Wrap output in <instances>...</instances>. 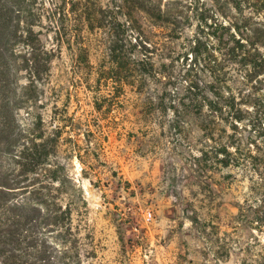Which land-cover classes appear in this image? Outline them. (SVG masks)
Here are the masks:
<instances>
[{
	"label": "rangeland",
	"instance_id": "1",
	"mask_svg": "<svg viewBox=\"0 0 264 264\" xmlns=\"http://www.w3.org/2000/svg\"><path fill=\"white\" fill-rule=\"evenodd\" d=\"M35 1L42 15L35 29L53 50L41 111L57 135L67 185L80 190L71 207L83 249L95 252L86 264H264V86L254 89L259 84L245 83L244 69L224 64L215 81L227 88L223 105L231 93L241 102V119L226 108L213 139L198 124L187 136L176 133L171 112L148 103L160 95L168 101L189 80L213 82L212 54L223 59L213 34L230 41L239 27L245 38L249 23L264 22V0H89L91 9L109 11L104 27L85 24L86 61L53 31L63 0ZM118 6L125 49L153 64V76L122 90L109 51ZM229 143L239 146V166L194 161L201 145Z\"/></svg>",
	"mask_w": 264,
	"mask_h": 264
},
{
	"label": "trees",
	"instance_id": "2",
	"mask_svg": "<svg viewBox=\"0 0 264 264\" xmlns=\"http://www.w3.org/2000/svg\"><path fill=\"white\" fill-rule=\"evenodd\" d=\"M35 4V0H0V264H86L95 252L83 249L71 207L72 197L81 196L80 190L67 185V175L55 158L57 135L47 131L41 111L53 50L46 48L35 29L42 17ZM88 4L89 0H63L51 19L57 21L53 31L59 44H65L79 61L87 58L83 42L86 22L95 20L102 28L109 11L91 9ZM142 8L136 7L146 12ZM118 12L119 6L115 8V43L111 38L109 51L115 61V86L122 90L153 76V64L133 58L125 49V28L117 22ZM235 29L239 36L232 34L230 41L213 34L223 46L214 47L215 53L223 55L222 61L212 54L214 65L209 72L213 82L189 80L186 88L168 101L162 95L148 101L157 111L171 112L176 133L187 136L191 125L198 124L201 136L213 139L216 122L231 113L226 108L235 110L228 114L230 118L241 119L242 111L237 107L241 102L231 93L227 96L230 103L223 105L222 90L227 88L222 86L221 90L215 81L228 62L245 70V83H258L254 89L263 90L264 35L259 37L258 33L264 34V22L249 23L245 38L239 27ZM197 153L194 161L203 167L240 165L236 143L201 145ZM259 166L254 170L263 175ZM259 212L264 221V208Z\"/></svg>",
	"mask_w": 264,
	"mask_h": 264
},
{
	"label": "built area",
	"instance_id": "3",
	"mask_svg": "<svg viewBox=\"0 0 264 264\" xmlns=\"http://www.w3.org/2000/svg\"><path fill=\"white\" fill-rule=\"evenodd\" d=\"M148 215H149V213H148Z\"/></svg>",
	"mask_w": 264,
	"mask_h": 264
}]
</instances>
